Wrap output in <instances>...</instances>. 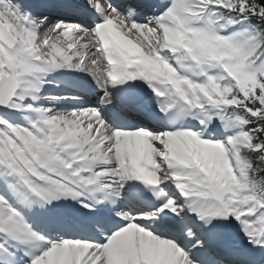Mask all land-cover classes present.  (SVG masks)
Listing matches in <instances>:
<instances>
[{
	"label": "snow or ice",
	"instance_id": "obj_1",
	"mask_svg": "<svg viewBox=\"0 0 264 264\" xmlns=\"http://www.w3.org/2000/svg\"><path fill=\"white\" fill-rule=\"evenodd\" d=\"M0 264H264V0H0Z\"/></svg>",
	"mask_w": 264,
	"mask_h": 264
},
{
	"label": "bare ground",
	"instance_id": "obj_2",
	"mask_svg": "<svg viewBox=\"0 0 264 264\" xmlns=\"http://www.w3.org/2000/svg\"><path fill=\"white\" fill-rule=\"evenodd\" d=\"M57 82H60V81H57ZM63 87H59V88H55L54 85H49L47 88H46V94H53V95H59L60 94V89H62ZM91 99H94V98H91Z\"/></svg>",
	"mask_w": 264,
	"mask_h": 264
}]
</instances>
